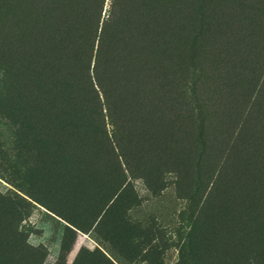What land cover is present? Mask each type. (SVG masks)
I'll return each instance as SVG.
<instances>
[{"label":"rangeland","instance_id":"1","mask_svg":"<svg viewBox=\"0 0 264 264\" xmlns=\"http://www.w3.org/2000/svg\"><path fill=\"white\" fill-rule=\"evenodd\" d=\"M194 2L188 0L187 8ZM208 12L196 65L187 53L188 19L171 17L156 56L162 65L149 76L150 86L165 85L166 93L148 101L152 129L135 133L133 141L124 134L122 151L110 149L107 119L103 136L77 137L92 148L96 172L39 149L36 124L30 122L27 132L18 103H0V195L22 206L18 228L25 243L44 250L43 264L71 263L81 247H99L117 264H176L192 203L203 201L210 187L213 200L233 204L255 184V198L264 199V0H210ZM201 101L217 113L210 115L209 148L200 161L206 186L196 190L198 144L189 112ZM67 154L78 160L75 150ZM114 194L116 204L107 208ZM103 213L102 227L94 226ZM69 219L90 229L68 233L73 245L66 253L61 243Z\"/></svg>","mask_w":264,"mask_h":264},{"label":"trees","instance_id":"2","mask_svg":"<svg viewBox=\"0 0 264 264\" xmlns=\"http://www.w3.org/2000/svg\"><path fill=\"white\" fill-rule=\"evenodd\" d=\"M187 1L0 0V103H18L27 132L32 131L30 122L36 124L39 149L50 151L59 162L96 172L98 161L88 156L92 148L77 137L103 136L107 119L113 125L110 149L122 151L126 145L119 139L124 134L133 141L135 133L152 129L148 101L160 100L166 93L165 85L150 86L149 76L153 66L162 65L156 56L163 52L169 22L177 14L189 21L187 53L196 65L207 34L210 0H195L188 8ZM190 106L198 144L196 190H200L206 186L200 161L209 148L208 129L217 109L205 101L197 110ZM64 136H72V142L64 141ZM67 150H75L78 160ZM254 185L233 204L213 200L212 187L203 201H193L176 264H264V199L255 198L259 192ZM195 193L191 191L189 199ZM117 197L109 198L107 208L116 204ZM0 199V264H43L44 250L25 243L18 228L25 216L22 206L15 201L8 204L1 195ZM104 213L94 226L100 225ZM67 222L61 250L69 253L73 242L66 241L68 233L76 236L78 230L90 227L72 219ZM104 240L110 243L112 238ZM55 264L117 262L99 247H81L71 263Z\"/></svg>","mask_w":264,"mask_h":264}]
</instances>
